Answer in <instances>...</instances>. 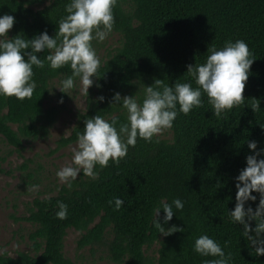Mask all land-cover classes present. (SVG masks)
<instances>
[{
	"label": "trees",
	"instance_id": "16d2710c",
	"mask_svg": "<svg viewBox=\"0 0 264 264\" xmlns=\"http://www.w3.org/2000/svg\"><path fill=\"white\" fill-rule=\"evenodd\" d=\"M67 3L0 0V14L15 17L8 37L20 33L31 38L44 30L53 36ZM113 14L115 24L108 36L118 35L119 46L100 61L94 83L84 95V112L77 114L71 134L57 142L53 153L76 144L84 120L94 115L125 122L122 106L110 104L115 92L142 100L144 85L150 86L154 79L169 85L188 81L186 65L203 63L207 48L220 47L226 40L243 39L254 58L245 99L215 116L202 96V106L177 115L170 128L172 141L157 135L151 141L138 137L119 163L110 159L107 167L96 165V179L82 173L71 187L66 183L56 195L27 203L26 214L13 219L33 226L28 234L30 252H19L15 258L3 253L0 264H81L65 253L70 229L80 234L78 252L94 253L104 247L113 264H203L212 257L195 253L193 243L205 233L232 253V264H264V255L256 256L241 237L243 226L230 223L228 217L235 204L234 178L251 154L247 140H256L257 149L264 148V0H117ZM48 53L46 49L37 55L43 60ZM33 73L37 87L31 98L0 95V135L19 154L27 143L50 136L62 109L46 104L54 82L61 85L71 69L67 65L50 69L44 60V67L34 66ZM78 83L77 79L73 89L60 91L59 96L66 99ZM100 96L103 101L97 99ZM255 99L261 108L253 112ZM27 177L32 179L31 174ZM253 195L257 200L245 206L255 210L259 196ZM116 196L125 201L119 210L108 203ZM174 198H180L184 207L173 209L176 215L164 225L165 231L173 225L183 231L164 235L153 226L155 209L161 201L170 203ZM58 202L68 205L66 219L55 215ZM163 215L161 210L157 217L161 223ZM250 223L255 226V221Z\"/></svg>",
	"mask_w": 264,
	"mask_h": 264
},
{
	"label": "clouds",
	"instance_id": "9594fccd",
	"mask_svg": "<svg viewBox=\"0 0 264 264\" xmlns=\"http://www.w3.org/2000/svg\"><path fill=\"white\" fill-rule=\"evenodd\" d=\"M116 4L117 0H69L64 7L66 15L59 19L55 34L49 36L44 30L31 38L20 33L9 38L8 31L13 28L15 17L0 14V95L18 100L31 98L37 87L33 67L43 68L44 60H47L50 69L66 65L71 69V73L61 80V86L57 87L61 92L73 89L78 79L81 91L88 93L94 83L92 77H96L100 67L92 42L104 41L113 31V8ZM46 49L49 53L42 60L37 54ZM207 53L203 63L186 65V72L191 77L188 81L169 85L162 79H154L150 86L144 85L142 100L134 95L121 96L115 92L110 104L122 106L126 111L125 122L118 124L116 118L108 120L100 115L85 119L83 132L76 133L71 163L56 172L59 180L71 187L78 173L96 179L99 175L96 165L107 167L110 159L114 164L119 163L126 157L128 148L136 145L138 137L151 141L163 129L171 128L179 113L187 115L194 107L202 106V96L207 97L215 116H222L227 110L243 103L245 84L254 61L248 44L243 39L226 40L220 47H208ZM97 99L103 101L104 97ZM255 101L258 102L251 105L253 112L261 108L259 100ZM58 102L62 103L63 98ZM246 144L251 154L245 156V166L234 178L235 204L228 210V217L230 223L243 226L241 237L254 249L256 256H262L264 148L257 149L256 140H247ZM253 193L259 196L255 210L250 205L245 206L247 202L257 200V195ZM108 203H114L115 209L119 210L125 201L116 196ZM183 207L184 202L180 198H174L170 203L161 201L155 209L153 226L164 235L183 231L173 225L167 227L166 232L164 226L176 215L173 209L180 211ZM161 210L164 213L162 223L157 219ZM55 215L58 219H66L68 205L58 202ZM252 221H255L254 227L250 223ZM193 251L202 257H212L203 264H232V253L226 252L206 233L194 239Z\"/></svg>",
	"mask_w": 264,
	"mask_h": 264
},
{
	"label": "rangeland",
	"instance_id": "374dc122",
	"mask_svg": "<svg viewBox=\"0 0 264 264\" xmlns=\"http://www.w3.org/2000/svg\"><path fill=\"white\" fill-rule=\"evenodd\" d=\"M119 41L118 35H111L104 41L94 44L100 61H104L108 53L119 46ZM60 86L59 82H54L51 100L46 104V107L59 106L62 109L48 138L27 143L25 150L19 154L14 152L0 135V169L2 170L0 172V255L7 253L15 258L19 252H30L28 234L34 228L27 222L15 221L13 216H24L27 203L32 202L36 197L56 195L61 186L66 184L59 180L56 172L71 163L76 144L53 152L57 148V142L71 134L77 114L84 112L86 92L81 91L78 83L75 90L67 92V98L59 103L61 97L57 87ZM157 137L172 141L173 133L170 128L163 129ZM24 164L27 165L25 171L22 169ZM28 174L32 175L31 180L27 177ZM81 174L78 173V176ZM79 238L80 234L77 231L68 230L65 239L67 257L81 264H113L107 258L104 247L96 249L94 253L89 249L78 252ZM157 248L156 246L154 250Z\"/></svg>",
	"mask_w": 264,
	"mask_h": 264
}]
</instances>
